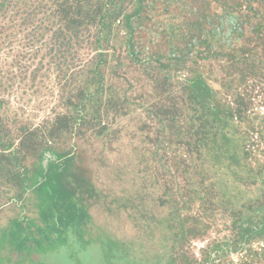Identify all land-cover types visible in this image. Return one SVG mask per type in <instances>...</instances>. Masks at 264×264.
<instances>
[{"label": "trees", "instance_id": "1", "mask_svg": "<svg viewBox=\"0 0 264 264\" xmlns=\"http://www.w3.org/2000/svg\"><path fill=\"white\" fill-rule=\"evenodd\" d=\"M147 5L148 0H0V175L27 194L29 160L52 159L58 156L55 145L89 133L100 137L108 131L111 108L115 121L124 116L127 102L121 103L109 84L123 78L118 42L152 85L155 100L147 108L159 123L155 134L182 155L185 202L225 210L236 239L245 245L264 239V0H231L224 22L213 25V41L197 46L196 56L189 43L149 57L138 53L137 28ZM196 59L216 65L212 72L222 74L220 90L209 85L210 70L202 71ZM29 72L32 87L53 75L59 88L61 110L37 125L25 118L21 99L10 98L13 90L7 93L11 80H25ZM71 161L52 163L57 179ZM240 186L260 194L235 209ZM18 197L20 205L25 195ZM186 219L178 236L183 242L193 239ZM39 247V254L59 252L56 246ZM219 259L184 253L179 263L217 264Z\"/></svg>", "mask_w": 264, "mask_h": 264}, {"label": "rangeland", "instance_id": "2", "mask_svg": "<svg viewBox=\"0 0 264 264\" xmlns=\"http://www.w3.org/2000/svg\"><path fill=\"white\" fill-rule=\"evenodd\" d=\"M230 1L148 0L137 28L138 53L149 57L189 43L196 56L197 46L213 41V25L224 22ZM119 38L123 40L124 32H119ZM116 47L123 78H112L109 84L119 101L127 102L124 116L115 121L111 108L108 131L100 137L89 133L64 146L55 145L58 156L54 159L29 160L31 170L25 178L31 191L27 194L6 184L0 175V264H42L31 258L39 245L44 249L56 246V251L67 248L53 264H96L95 252L79 253L89 247L101 250L106 264H180L184 253L202 260L219 255L217 264H264L260 255L264 239L245 245L236 239L225 210H205L198 203L185 202L182 155L177 146L155 134L159 123L148 115L151 109L147 107L155 100L152 85L126 59L125 47L118 42ZM11 60L8 56L7 63ZM197 62L202 71L210 70L209 85L220 90L217 79L222 74L217 69L212 72L216 65L208 60ZM28 74L25 80H11L7 93L13 90L10 98L21 99L25 118L37 125L61 110L59 88L53 75L50 80L37 79L32 87ZM145 102L146 107L142 106ZM64 158L72 161L57 179L51 166ZM239 189L235 209L260 194L256 188L247 193L244 187ZM21 194L25 199L18 205ZM184 218L185 229L193 235L185 242L178 237Z\"/></svg>", "mask_w": 264, "mask_h": 264}, {"label": "crops", "instance_id": "3", "mask_svg": "<svg viewBox=\"0 0 264 264\" xmlns=\"http://www.w3.org/2000/svg\"><path fill=\"white\" fill-rule=\"evenodd\" d=\"M64 251H66V250H64ZM83 251L95 252L96 257H97V261L95 263L96 264H105V262L103 261L101 250L97 249L96 247H89ZM59 252H48V253H42V254L32 252L31 258L33 261H35L37 263L53 264L54 262L56 263V261L58 259H60L59 256H56V255H58Z\"/></svg>", "mask_w": 264, "mask_h": 264}]
</instances>
